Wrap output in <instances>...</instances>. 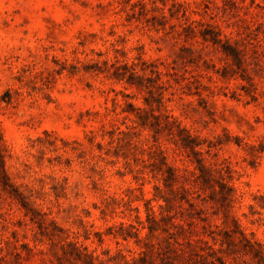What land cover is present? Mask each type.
I'll return each instance as SVG.
<instances>
[{
	"label": "rangeland",
	"instance_id": "rangeland-1",
	"mask_svg": "<svg viewBox=\"0 0 264 264\" xmlns=\"http://www.w3.org/2000/svg\"><path fill=\"white\" fill-rule=\"evenodd\" d=\"M260 147L264 0H0V264H256Z\"/></svg>",
	"mask_w": 264,
	"mask_h": 264
},
{
	"label": "trees",
	"instance_id": "trees-1",
	"mask_svg": "<svg viewBox=\"0 0 264 264\" xmlns=\"http://www.w3.org/2000/svg\"><path fill=\"white\" fill-rule=\"evenodd\" d=\"M209 34V37H206V33H202V36L205 40H210L213 43H216L219 41L216 33H214L213 31H208L207 32ZM126 69V74L125 71L123 73H118V72H114L113 76L117 79H124L125 82L129 83V84H139L137 83V81L135 80L136 76L132 71H130L128 68H124ZM136 116L139 120V124L141 125H146V119L145 117L140 113V111L136 112ZM170 123H174L176 126V136L178 137V141L181 147L188 149L189 153L192 154V156L194 157V160L196 162V167L199 170V173L196 175V179H198L200 186L204 187V186H209L210 185V180H211V175L208 172L207 167L204 165V163L202 162V158L200 157V150H198L196 147L200 144V141L197 140L196 136H192L188 133V131L184 128V127H180L179 123L175 120L172 119L170 120ZM149 126H151L154 129V136L159 132L160 130V125L158 123H150ZM261 150H264V147H260ZM166 169H167V175L163 178L164 179V186L167 189L171 184V181L174 179V173H173V168L169 165H166ZM0 178L3 179V182L5 183V181L7 180V175L3 169V166L1 164L0 161ZM215 182L217 183L218 187H219V195H220V202L221 204H225L229 201V197L231 195L232 192V187L229 186L226 182L225 176L223 173H218V178L215 180ZM157 190L158 188L155 187ZM15 192V189H13ZM160 191L158 190L155 193V196H159L161 198H163L164 200V207H169L170 205V201L171 198L167 195H160L159 193ZM169 192L172 193L171 190H169ZM16 194V193H13ZM186 200V202L188 203L189 206L194 207V203H192L188 198L186 197H182ZM23 206H25V204L23 203V201L21 200ZM225 202V203H224ZM150 218V217H148ZM151 219V218H150ZM154 224H155V220H151L150 224L148 225V230L152 231L154 229ZM227 236V235H226ZM238 243H234V241L232 239L226 238L224 240V243L226 245V247L224 248V252H226L227 254H238V253H245V254H250L251 257L255 260L256 264H264V254L262 251V247L261 245L256 242V241H250L249 239H246L244 234L241 232V237L238 240ZM216 259H218L220 261V263H223L222 258L216 256Z\"/></svg>",
	"mask_w": 264,
	"mask_h": 264
}]
</instances>
